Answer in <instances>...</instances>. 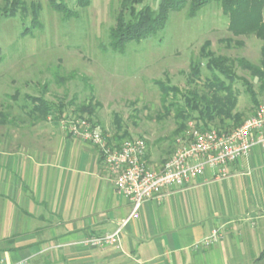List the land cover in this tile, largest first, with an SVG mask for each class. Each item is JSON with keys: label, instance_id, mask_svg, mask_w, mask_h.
Returning a JSON list of instances; mask_svg holds the SVG:
<instances>
[{"label": "crops", "instance_id": "1", "mask_svg": "<svg viewBox=\"0 0 264 264\" xmlns=\"http://www.w3.org/2000/svg\"><path fill=\"white\" fill-rule=\"evenodd\" d=\"M23 126L0 144V264H253L263 251L259 146L165 188L160 202L142 204L118 245L91 248L81 241L115 231L131 201L95 147L58 123ZM214 231L219 239L205 245Z\"/></svg>", "mask_w": 264, "mask_h": 264}, {"label": "rangeland", "instance_id": "2", "mask_svg": "<svg viewBox=\"0 0 264 264\" xmlns=\"http://www.w3.org/2000/svg\"><path fill=\"white\" fill-rule=\"evenodd\" d=\"M22 1L24 6L17 8L14 16L2 17L6 2L0 0V112L8 117L4 122L0 116L1 145H10L16 133H25L27 127L23 125L42 123H33L25 106H33L27 97H44L64 105L66 114H73L83 104L90 105L95 112L93 121L101 124L110 138L122 134L115 123L120 120L132 139L146 142V161L157 170L184 138L175 134L178 124L174 113L165 116L163 92L157 82L178 87L182 93L202 88L203 81L192 76L191 66L202 61L206 43L216 55L245 58L257 65L261 61L264 42L252 35L235 38L228 29L229 18L216 2L193 18L188 7L170 13L158 34L132 42L124 53H118L111 47L110 31L121 0H91L88 7L78 6L77 0H59L78 13L77 18L70 19L54 10L48 0ZM159 1L150 4L156 9ZM33 3L41 5V27H32ZM237 70L251 80L248 72ZM201 71L203 77L208 74L204 66ZM235 88L240 92L237 111L247 119L257 106L241 82ZM254 88L260 104H264V93L256 81ZM18 126L24 128L18 132ZM211 126L221 132L238 127L232 121Z\"/></svg>", "mask_w": 264, "mask_h": 264}, {"label": "trees", "instance_id": "3", "mask_svg": "<svg viewBox=\"0 0 264 264\" xmlns=\"http://www.w3.org/2000/svg\"><path fill=\"white\" fill-rule=\"evenodd\" d=\"M48 1L52 8L60 12L65 19L78 17V13L68 8L64 2ZM150 1L152 0H121L116 24L110 31L111 47L114 51L124 53L128 44L140 42L158 34L165 28L172 12H178L188 7L189 16L193 18L202 8L213 2L218 3L222 13L229 18L228 29L235 38L252 35L264 42V0H160L156 9L151 6ZM5 2L6 8L2 12L3 15L1 14L2 17L14 16L16 9L24 6L22 0H5ZM90 3L91 0H77V5L80 7H88ZM31 7L32 27H41L42 24L39 20L41 5L33 3ZM237 44L243 45L241 41H238ZM202 66L208 71L205 77L202 76ZM237 68L248 72L251 80L240 75ZM191 73L195 79L203 81L202 88L182 93L178 87L162 81L157 82L163 92L165 116L174 113L178 124L175 134L177 136L183 134V140L189 137L191 125L194 122L198 129H209L212 128L211 124L216 123L223 126L226 121L235 122L238 127L243 124L246 119H243L242 113L237 111L240 96L239 90L235 88L237 82H241L246 94L257 106V109L264 105L260 104L258 92L254 88V81H256L259 83V91L264 93V46L261 49L260 64L257 65L245 58L232 60L223 55H216L206 43L202 49V61L192 64ZM170 96L172 99H169ZM27 98L32 101L33 105L30 108L25 106L28 109L27 117L34 120L33 123L48 120L60 124L65 119H85L91 124L99 125L110 144L133 140L128 130L123 128L120 120H115V123L122 134L110 138L103 126L93 121L95 112L90 105L83 104L73 114H66L64 105L54 104L44 97ZM0 116L2 121L8 120L3 112H0ZM226 132L228 131L226 130ZM172 155L173 152L170 157ZM147 158L148 149L146 160ZM253 264H264V249Z\"/></svg>", "mask_w": 264, "mask_h": 264}, {"label": "built area", "instance_id": "4", "mask_svg": "<svg viewBox=\"0 0 264 264\" xmlns=\"http://www.w3.org/2000/svg\"><path fill=\"white\" fill-rule=\"evenodd\" d=\"M59 125L67 135L97 149L117 190L132 204L129 217L119 223L115 231L81 241V244L91 248L118 245L123 229L132 218L138 216L142 204L149 200L160 202L163 190L172 184H183L207 168L224 167L229 162L246 158L255 146L264 151V105L229 132L215 128L198 129L192 124L189 137L178 140L173 155L157 170L150 168L146 161L147 146L143 140H123L119 144H110L101 127L85 119H65ZM218 239L219 233L214 231L203 243L210 245Z\"/></svg>", "mask_w": 264, "mask_h": 264}]
</instances>
